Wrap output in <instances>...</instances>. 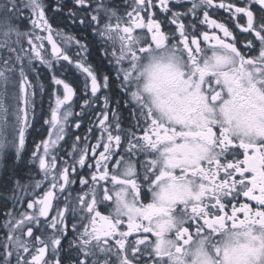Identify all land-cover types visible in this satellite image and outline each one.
<instances>
[{"label":"snow or ice","instance_id":"1","mask_svg":"<svg viewBox=\"0 0 264 264\" xmlns=\"http://www.w3.org/2000/svg\"><path fill=\"white\" fill-rule=\"evenodd\" d=\"M153 49L200 73L167 120L133 80ZM8 161L0 264H228L225 234L264 264V0H0Z\"/></svg>","mask_w":264,"mask_h":264},{"label":"clouds","instance_id":"2","mask_svg":"<svg viewBox=\"0 0 264 264\" xmlns=\"http://www.w3.org/2000/svg\"><path fill=\"white\" fill-rule=\"evenodd\" d=\"M200 67H204L203 59L200 61ZM210 70H212L211 64ZM199 76L196 66L189 64L187 59L179 53H174L170 49H153L151 53L137 61L133 80L144 103L150 106L161 119L167 120L182 105L185 92L189 87L187 82L189 80L196 82ZM222 239L225 241L222 251L227 249L228 264H232L238 253L245 251L241 245L255 243L249 238L232 237L230 234H225ZM193 256L195 264H210L208 257L203 253L193 252ZM221 264H225V261L222 260Z\"/></svg>","mask_w":264,"mask_h":264},{"label":"trees","instance_id":"3","mask_svg":"<svg viewBox=\"0 0 264 264\" xmlns=\"http://www.w3.org/2000/svg\"><path fill=\"white\" fill-rule=\"evenodd\" d=\"M92 53L93 54L90 56V60L95 66L96 70L113 77L112 79L113 96L117 95L118 93L115 90V80H114V73L112 72V67L107 63V60L102 56L101 52L97 50V48L92 49ZM88 127L89 125L87 119H85L82 124V127L78 130L81 136L85 134ZM26 160L27 157H25V162L23 164L17 166V171L19 175L25 174L29 171V167L26 164ZM13 163L14 161H8L7 164H5V166L10 168Z\"/></svg>","mask_w":264,"mask_h":264},{"label":"flooded vegetation","instance_id":"4","mask_svg":"<svg viewBox=\"0 0 264 264\" xmlns=\"http://www.w3.org/2000/svg\"><path fill=\"white\" fill-rule=\"evenodd\" d=\"M216 2L218 3L219 2V0H216ZM158 11V10H157ZM219 16H221V17H225V16H227V13H225V12H223V10H219ZM211 18H216V16H213V17H211ZM219 22H222V21H219ZM63 26V25H62ZM172 27H174V26H172ZM214 31H218V30H214ZM238 31V30H237ZM72 34H74V35H78V36H80V38L81 39H83V36H81L80 35V32H79V30L78 29H76L75 27H73V29H72ZM89 37H91V34L90 33H88L87 34ZM97 50H99L100 51V48L99 47H97ZM101 52V51H100ZM121 106H123V105H121ZM125 111V113L127 114V109H125L124 110ZM92 143H94L95 141L93 140V141H91ZM102 150V149H101ZM2 170L4 169V168H6V166H5V164L4 163H2ZM24 174H22L21 176H23Z\"/></svg>","mask_w":264,"mask_h":264},{"label":"rangeland","instance_id":"5","mask_svg":"<svg viewBox=\"0 0 264 264\" xmlns=\"http://www.w3.org/2000/svg\"><path fill=\"white\" fill-rule=\"evenodd\" d=\"M2 163H3V162H0V170H2V167H1V166H2Z\"/></svg>","mask_w":264,"mask_h":264},{"label":"water","instance_id":"6","mask_svg":"<svg viewBox=\"0 0 264 264\" xmlns=\"http://www.w3.org/2000/svg\"><path fill=\"white\" fill-rule=\"evenodd\" d=\"M75 90V89H74Z\"/></svg>","mask_w":264,"mask_h":264}]
</instances>
